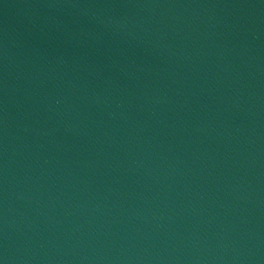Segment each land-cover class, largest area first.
Here are the masks:
<instances>
[{"label":"water","instance_id":"water-1","mask_svg":"<svg viewBox=\"0 0 264 264\" xmlns=\"http://www.w3.org/2000/svg\"><path fill=\"white\" fill-rule=\"evenodd\" d=\"M0 264H264V0H0Z\"/></svg>","mask_w":264,"mask_h":264}]
</instances>
